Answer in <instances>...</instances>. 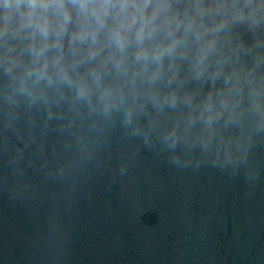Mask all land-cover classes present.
I'll return each mask as SVG.
<instances>
[{"label":"clouds","instance_id":"obj_1","mask_svg":"<svg viewBox=\"0 0 264 264\" xmlns=\"http://www.w3.org/2000/svg\"><path fill=\"white\" fill-rule=\"evenodd\" d=\"M50 130L72 155L54 167ZM113 130L179 170L247 168L255 179L264 0H0V143L19 141L12 173L27 150L62 177Z\"/></svg>","mask_w":264,"mask_h":264},{"label":"water","instance_id":"obj_2","mask_svg":"<svg viewBox=\"0 0 264 264\" xmlns=\"http://www.w3.org/2000/svg\"><path fill=\"white\" fill-rule=\"evenodd\" d=\"M9 137L0 143V264H264V143L249 181L247 168L179 170L113 130L92 159L52 178L27 150L13 174L6 156L19 141ZM65 138L49 131L48 167L72 159Z\"/></svg>","mask_w":264,"mask_h":264}]
</instances>
